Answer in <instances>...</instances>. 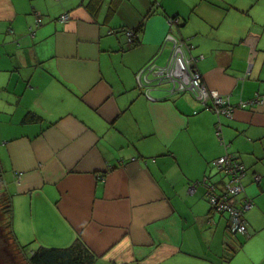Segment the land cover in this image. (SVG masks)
Wrapping results in <instances>:
<instances>
[{
  "label": "crops",
  "instance_id": "0c3cea01",
  "mask_svg": "<svg viewBox=\"0 0 264 264\" xmlns=\"http://www.w3.org/2000/svg\"><path fill=\"white\" fill-rule=\"evenodd\" d=\"M180 1L0 0V168L23 258L80 238L94 264H264V0ZM139 27L128 44L120 29ZM168 32L203 55L209 89L262 102L224 116L189 93L147 99L135 75L165 63ZM225 154L244 168L247 235L200 184L223 193Z\"/></svg>",
  "mask_w": 264,
  "mask_h": 264
},
{
  "label": "built area",
  "instance_id": "2783aa9c",
  "mask_svg": "<svg viewBox=\"0 0 264 264\" xmlns=\"http://www.w3.org/2000/svg\"><path fill=\"white\" fill-rule=\"evenodd\" d=\"M68 15L63 14L60 21L66 22ZM179 18L173 16L168 18V25H178ZM42 24L41 18H37L33 28H29V34L34 35L35 29ZM137 34L132 30H126L127 41L132 43ZM169 47V55L165 63L157 66L153 61L141 68L135 75L137 86L143 91L147 99L151 100L150 90L165 86V91L171 95H182L189 93L200 104L203 110H211L217 115L231 116L235 108H245L247 105L260 104L262 97H254L250 101H239L237 106L231 105L228 96L209 89L202 79L198 69V62L203 55H194L192 51L195 45L189 39L179 37L172 32L166 33L163 39V47ZM195 113V112H194ZM216 136L220 139V127L216 129ZM213 167L227 175L222 194L215 192V186L208 183L204 178L200 184L206 188V198L214 212L228 215L229 228L233 233L247 235V224L244 219V212L252 203L244 199L240 207L231 202V198L243 193L244 188L241 179L244 175V168L232 154H225L212 161ZM197 183L188 187L192 193Z\"/></svg>",
  "mask_w": 264,
  "mask_h": 264
},
{
  "label": "trees",
  "instance_id": "16d2710c",
  "mask_svg": "<svg viewBox=\"0 0 264 264\" xmlns=\"http://www.w3.org/2000/svg\"><path fill=\"white\" fill-rule=\"evenodd\" d=\"M170 17H167L166 20L168 21V18ZM140 28L141 27L132 30L135 34H137V37L132 43L127 41L128 44L134 45L138 43ZM120 30L125 35L126 30L129 29L121 28ZM157 88L165 90V88L162 89V86H159ZM141 92L143 91L141 90ZM206 179L208 183L215 186L212 182L209 181L208 178ZM4 186L5 184L3 181V174L0 168V212L3 214V219L6 220V227L8 232L5 235L8 236L11 242L10 249H6V258L3 257V262L5 264H94L96 260L95 255L88 249L87 245L80 238L76 239L72 244L65 248L40 247L31 253L29 252L27 258H23V256L26 255L24 252L26 249L20 250V248L16 246V242L14 240L11 229L12 224L10 221L12 220V200L10 195H8L4 190Z\"/></svg>",
  "mask_w": 264,
  "mask_h": 264
},
{
  "label": "rangeland",
  "instance_id": "374dc122",
  "mask_svg": "<svg viewBox=\"0 0 264 264\" xmlns=\"http://www.w3.org/2000/svg\"><path fill=\"white\" fill-rule=\"evenodd\" d=\"M167 2H168V6L171 7V8H176L177 6H181V4H180L181 1L180 0H167ZM162 89H164V86H162ZM11 224H12V221H11ZM11 229H12V226H11ZM7 232H8V230H7V227H6V220L3 219V214L0 212V264H5L3 262V257H5L6 254H7L6 253V249H8V248L10 249V247H11L10 246V244H11L10 239L8 238L7 235H5ZM14 240H15V237H14ZM17 244H18V246H20L19 247L20 250L21 249L25 250L26 247H27V246L24 247L26 244H24V245L23 244H19V243H17ZM27 248H29V246Z\"/></svg>",
  "mask_w": 264,
  "mask_h": 264
}]
</instances>
